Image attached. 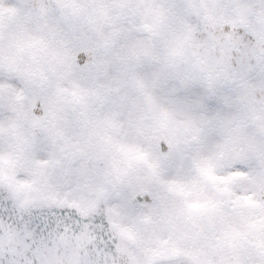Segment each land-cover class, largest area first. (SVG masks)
<instances>
[{
  "label": "snow or ice",
  "instance_id": "6c2138e0",
  "mask_svg": "<svg viewBox=\"0 0 264 264\" xmlns=\"http://www.w3.org/2000/svg\"><path fill=\"white\" fill-rule=\"evenodd\" d=\"M0 264H264V0H0Z\"/></svg>",
  "mask_w": 264,
  "mask_h": 264
}]
</instances>
